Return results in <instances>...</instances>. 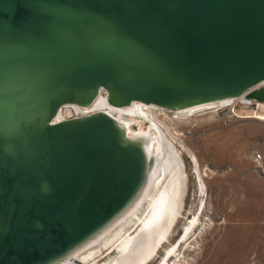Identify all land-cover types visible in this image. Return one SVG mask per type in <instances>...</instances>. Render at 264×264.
<instances>
[{
    "label": "water",
    "instance_id": "obj_1",
    "mask_svg": "<svg viewBox=\"0 0 264 264\" xmlns=\"http://www.w3.org/2000/svg\"><path fill=\"white\" fill-rule=\"evenodd\" d=\"M264 102V0H0V264H54L135 199L154 163L101 91Z\"/></svg>",
    "mask_w": 264,
    "mask_h": 264
},
{
    "label": "rangeland",
    "instance_id": "obj_2",
    "mask_svg": "<svg viewBox=\"0 0 264 264\" xmlns=\"http://www.w3.org/2000/svg\"><path fill=\"white\" fill-rule=\"evenodd\" d=\"M64 111L69 118L76 113L71 108ZM175 112L153 110L188 171L184 211L160 255L204 199L199 226L170 264H264V107L255 100L237 99L191 117H178Z\"/></svg>",
    "mask_w": 264,
    "mask_h": 264
},
{
    "label": "bare ground",
    "instance_id": "obj_3",
    "mask_svg": "<svg viewBox=\"0 0 264 264\" xmlns=\"http://www.w3.org/2000/svg\"><path fill=\"white\" fill-rule=\"evenodd\" d=\"M237 99L246 103L253 102L246 95H242L167 108L141 101H134L127 106H116L110 102V95L102 90L88 106L74 103L63 105L54 120L62 121L99 111L107 112L124 130L126 140L139 143L148 158L154 157L155 163L148 169L142 188L128 207L96 235L54 264H170L199 226L205 201L201 199L194 215L160 255L161 249L171 241L184 211L188 193V171L182 153L159 126L161 120L154 116L153 110L160 107L175 110L178 117H191L199 111L233 104ZM257 102L260 107H264V102ZM68 108L76 112L70 118L64 111ZM195 171L202 182L198 163L195 164ZM200 193L205 196L202 183ZM110 254L113 255L109 259H101Z\"/></svg>",
    "mask_w": 264,
    "mask_h": 264
}]
</instances>
